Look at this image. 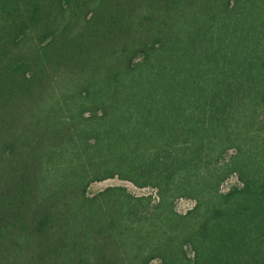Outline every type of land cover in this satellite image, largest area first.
Returning a JSON list of instances; mask_svg holds the SVG:
<instances>
[{
	"label": "trees",
	"instance_id": "trees-1",
	"mask_svg": "<svg viewBox=\"0 0 264 264\" xmlns=\"http://www.w3.org/2000/svg\"><path fill=\"white\" fill-rule=\"evenodd\" d=\"M0 264H264V0H0Z\"/></svg>",
	"mask_w": 264,
	"mask_h": 264
},
{
	"label": "rangeland",
	"instance_id": "rangeland-1",
	"mask_svg": "<svg viewBox=\"0 0 264 264\" xmlns=\"http://www.w3.org/2000/svg\"><path fill=\"white\" fill-rule=\"evenodd\" d=\"M99 188H100V187H99ZM94 189L97 190L98 188L95 187ZM132 191H133L134 193H136V194H139V195L143 193V192H140V191H136V190H134V189H132ZM191 206H192V204L189 203V202H181V203L179 204V207H178V208H179L180 211L184 212V211L188 210Z\"/></svg>",
	"mask_w": 264,
	"mask_h": 264
}]
</instances>
